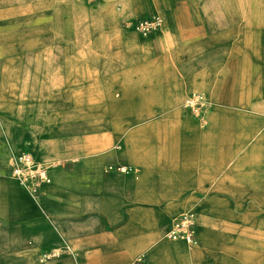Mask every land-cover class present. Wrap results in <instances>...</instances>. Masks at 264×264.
I'll return each instance as SVG.
<instances>
[{
  "label": "crops",
  "instance_id": "crops-1",
  "mask_svg": "<svg viewBox=\"0 0 264 264\" xmlns=\"http://www.w3.org/2000/svg\"><path fill=\"white\" fill-rule=\"evenodd\" d=\"M130 1L122 17L160 15L162 29L142 37L127 24L96 34L86 25L80 38L94 39L96 54H82L74 35L72 86L57 80L58 105L72 101L57 110L73 112L63 124L73 128L72 158L49 171L56 183L46 187L56 191L58 235L71 239L77 264H264V95L250 82L258 46L241 41L239 24L241 13L246 26L264 23V0L242 9L233 0L227 24L223 0ZM15 8L0 5L10 20L1 35L18 33ZM194 92L210 103L199 115L182 107ZM114 164L133 171H108ZM183 212L197 221L191 247L166 236ZM23 227L48 229L38 217Z\"/></svg>",
  "mask_w": 264,
  "mask_h": 264
},
{
  "label": "rangeland",
  "instance_id": "rangeland-1",
  "mask_svg": "<svg viewBox=\"0 0 264 264\" xmlns=\"http://www.w3.org/2000/svg\"><path fill=\"white\" fill-rule=\"evenodd\" d=\"M236 1L241 9L250 3L248 0ZM121 2L0 0V5L14 3L19 15L18 33L1 35L0 30V264H77L71 239L57 233L56 191L46 189L56 183L49 171L59 160L72 158L69 136L73 128L63 127V124L73 119V112L57 110L63 103L67 105L72 101L60 97L61 104L58 105L55 88L57 80L65 87L72 86L74 63L69 48L74 39L77 41L76 35L82 54L90 48L96 54V41L83 43L80 38L88 29L84 28L86 25H93L92 34H96L101 26L127 24L132 28L131 22L141 19L122 17ZM129 3H140L142 8H149L152 0H131ZM222 6L225 20L233 19L230 10L235 7L233 0H223ZM260 10L256 15L264 18V11ZM243 18L241 13V41L258 46L256 63L251 65L256 71V80L250 82L256 83L259 100V96L264 95V48H259L264 46V23L246 26ZM4 19L0 13V26ZM8 22L6 17L3 24L8 26ZM30 41L38 47L31 46ZM41 43L45 44L42 49ZM11 46L15 50L14 56L9 54ZM100 46L105 52V45L101 43ZM41 50L46 55L40 56ZM17 55L23 57L15 60ZM77 66L84 68L88 64ZM248 66L241 65L242 76L246 75ZM260 113L264 116V109ZM25 212L27 216L23 219ZM36 217L42 219L48 229L44 235H25V219ZM256 227L264 230V224Z\"/></svg>",
  "mask_w": 264,
  "mask_h": 264
},
{
  "label": "built area",
  "instance_id": "built-area-1",
  "mask_svg": "<svg viewBox=\"0 0 264 264\" xmlns=\"http://www.w3.org/2000/svg\"><path fill=\"white\" fill-rule=\"evenodd\" d=\"M163 20L160 15H152L148 18L139 19L130 24L133 30L142 37H146L151 33L158 32L162 29ZM210 104L206 95L202 92H194L186 97L182 103V107L193 114H200L201 110ZM108 171L119 173H130L133 171L131 167L121 164L109 165ZM197 221L190 212L181 213L173 219L166 236L171 241L185 240L190 244H195V228Z\"/></svg>",
  "mask_w": 264,
  "mask_h": 264
},
{
  "label": "bare ground",
  "instance_id": "bare-ground-1",
  "mask_svg": "<svg viewBox=\"0 0 264 264\" xmlns=\"http://www.w3.org/2000/svg\"><path fill=\"white\" fill-rule=\"evenodd\" d=\"M189 247L193 246L192 244L190 243H186ZM192 264H194V262H192Z\"/></svg>",
  "mask_w": 264,
  "mask_h": 264
}]
</instances>
